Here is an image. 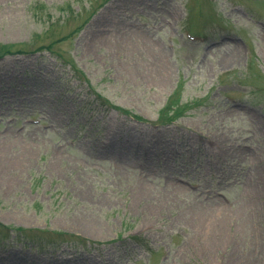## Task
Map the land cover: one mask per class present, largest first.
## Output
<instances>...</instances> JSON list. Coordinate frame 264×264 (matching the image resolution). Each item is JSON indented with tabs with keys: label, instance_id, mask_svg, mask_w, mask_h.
<instances>
[{
	"label": "rangeland",
	"instance_id": "rangeland-1",
	"mask_svg": "<svg viewBox=\"0 0 264 264\" xmlns=\"http://www.w3.org/2000/svg\"><path fill=\"white\" fill-rule=\"evenodd\" d=\"M0 264H264V0H0Z\"/></svg>",
	"mask_w": 264,
	"mask_h": 264
},
{
	"label": "bare ground",
	"instance_id": "bare-ground-1",
	"mask_svg": "<svg viewBox=\"0 0 264 264\" xmlns=\"http://www.w3.org/2000/svg\"><path fill=\"white\" fill-rule=\"evenodd\" d=\"M130 29H128V30H125V31H122V33H121V31L120 30H118V31H116L118 34H119V36L120 37H130V36H132L131 34H130ZM117 33H115V34H117ZM111 39L112 38H110V37H108V35H106V34H104V33H100L99 34V36H97V39H96V43L98 42L99 44L98 45H108V44H111ZM145 44L147 43L148 44V48L150 49L149 51H152L156 56L154 57V62H155V64L157 65V67L159 68V70H160V72H162V73H160L161 75H165V74H169L170 72V65H169V63L168 62H166V60H165V58H166V53L161 49H159L157 46H156V44H154V42H151V41H145L144 42ZM155 47H156V49H155ZM234 51H235V49H234ZM239 56V53L237 52V54L235 55H233L232 57H230V58H227V60L229 61V60H231V61H236L237 60V58H239L238 57ZM153 62V63H154ZM138 68V66L137 65H135V66H133L132 67V69L131 70H136ZM232 112V113H231ZM230 113H231V115H233V114H235V111H230ZM145 147V146H144ZM144 147H142V146H139V148H144ZM146 152H144L143 154L145 155V156H148V153H146ZM179 190V189H178ZM260 194V193H259ZM212 204H214L215 205V208H213V209H210L209 211H211V212H208V213H205V212H203V214H199V217H198V221H201L203 224L202 225H200V228L202 229V228H205L206 230H205V232H208L210 235H214V233H215V230H214V228L217 226V223H219L218 222V220H216V222L214 223L213 222V219H212V215L214 214V216H216V215H219L220 213H222L223 212V208L222 207H220L221 206V204H219L218 203V201L216 200L214 203H212ZM258 210V208H256V211Z\"/></svg>",
	"mask_w": 264,
	"mask_h": 264
},
{
	"label": "trees",
	"instance_id": "trees-1",
	"mask_svg": "<svg viewBox=\"0 0 264 264\" xmlns=\"http://www.w3.org/2000/svg\"><path fill=\"white\" fill-rule=\"evenodd\" d=\"M18 231V235H22L23 238L25 240H28L29 241V244H32L34 247H42L43 244L41 242L43 241H46L45 243H50V244H54V243H58L60 242L62 239H65V240H68V239H76L72 236H69L67 239L65 238L66 235L65 234H60V233H55L54 235H50L49 234H42L40 236H38L39 232L37 231L38 234H35V235H31L28 233L27 230H24V229H17ZM8 232V231H7ZM5 233V232H4ZM77 240V239H76Z\"/></svg>",
	"mask_w": 264,
	"mask_h": 264
}]
</instances>
